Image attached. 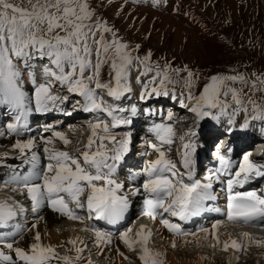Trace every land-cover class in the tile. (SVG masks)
Here are the masks:
<instances>
[{
  "label": "snow or ice",
  "instance_id": "snow-or-ice-1",
  "mask_svg": "<svg viewBox=\"0 0 264 264\" xmlns=\"http://www.w3.org/2000/svg\"><path fill=\"white\" fill-rule=\"evenodd\" d=\"M140 45L134 47L118 35L114 25L97 14L92 0H0V105L8 109L11 122L0 127V137L15 136L11 149L17 153L15 159L21 165H29L26 174L15 171L6 183L15 185L31 202V211L37 214L42 208L69 220L83 218L77 210H86L88 219L103 220L116 224L124 219L129 209V195L141 198L142 215L159 224L175 238L193 236L196 232L185 231L180 223L168 217L187 222L205 210V202L215 200L212 180L227 177L225 184L226 219L233 223L264 227V195L256 191H238L254 178H264V164L250 159L246 153L233 168L234 161L222 154L220 145L213 156L219 167L204 177L196 179L195 154L197 132L188 128L179 137L177 155L179 165L168 155L175 142V130L168 123H154L148 129L156 142H149L151 153L143 168L129 176L135 183L129 194H121L125 185L116 178L117 170L130 152L132 134L126 132L117 138L112 131L131 125L132 119L118 115L125 109L103 99L101 93L112 100H120L131 91L128 81L135 70L136 82L141 84L139 99L146 101L153 96L170 97L182 108L195 114L196 125L206 118L221 122L227 118V131H233L237 116L243 114L244 124L248 121H264V73L245 74L235 69L231 74H209L206 82L196 91L201 76L187 65L174 67L151 60L152 53L139 55ZM107 68V79L104 70ZM25 73L33 85V95L23 90ZM145 77L147 79L142 80ZM177 85L181 90L177 95ZM82 98L73 105L87 113H103L109 121L97 118L87 127L86 143L74 152L65 150L72 141L52 125H45L37 136L21 139L29 131L28 117L34 111L47 113L63 111L60 107L67 96L56 94V89ZM132 116L137 108L130 109ZM66 115L71 113L65 112ZM151 115L152 113H148ZM169 112L166 119L173 120ZM51 133L45 136L43 133ZM57 141L64 148L57 146ZM42 149L44 163L39 151ZM231 152V149H228ZM7 153L0 154V159ZM221 211L220 209H213ZM19 213L25 212L22 205L0 201V228L13 227L12 231L0 232V264H79L87 244L79 238L69 239L75 255H60L57 246L45 244L39 231L32 235L31 243L20 246L25 229L11 226ZM42 220L43 217H38ZM221 222L212 225V231L199 229L220 244L216 229ZM33 223L31 229H36ZM82 231L93 233L94 241L101 252L105 246L118 239L129 252L135 253L140 264H164L163 253L150 246L152 230L144 225L133 231L127 228L118 235L87 225ZM249 238L248 233L242 234ZM257 245L259 241H255ZM82 245V246H80ZM60 247L63 244L59 245ZM175 247V241L173 242ZM236 252L246 250L237 240L223 242V250ZM117 254L129 260L119 249ZM86 264H92L89 259Z\"/></svg>",
  "mask_w": 264,
  "mask_h": 264
},
{
  "label": "rangeland",
  "instance_id": "rangeland-1",
  "mask_svg": "<svg viewBox=\"0 0 264 264\" xmlns=\"http://www.w3.org/2000/svg\"><path fill=\"white\" fill-rule=\"evenodd\" d=\"M92 6L99 16L107 20L110 25L115 26L118 35L126 43L132 47L140 45L139 55L143 56L150 51L152 53L151 60L155 63L170 62L176 68L187 65L193 71H198L201 79L197 84L196 91L202 88L209 74H231L230 70L232 69L245 74L264 73V0H92ZM133 72L136 71L133 70L130 75ZM104 79H107V68L104 70ZM141 79L147 78L142 77ZM180 90V86L177 85V94L180 93ZM62 91L65 92H61V96L68 98L73 96L65 89ZM126 94L127 97H139V95L137 97L136 94L132 95L130 92ZM103 95L106 96L104 93ZM75 97L78 96L75 95ZM75 103L73 100L70 104ZM189 114L190 116L182 114L186 118L181 121L177 120L174 128L182 132L183 126L188 124L190 119H192L190 125L196 128L195 114L191 112ZM132 117L134 122L138 120L134 116ZM250 120L247 124H251V128L262 127L264 129V121L252 120L251 122ZM209 121L212 120L209 119ZM199 126L200 129L197 131L205 128L204 123ZM262 134L264 133L260 135ZM85 140L86 137L83 142H76L83 145ZM139 145L137 141L134 143L133 156H135ZM1 150L2 147H0V152ZM3 192L0 190V196L6 197V200L3 199V201L14 205L18 204L15 201L16 198H11ZM19 201L24 208L28 206V202L20 199ZM23 215L24 213H20L18 219L20 220ZM68 222L70 224L67 225ZM68 222L58 225L57 230L62 231L65 227H71L73 223L77 228L80 224L77 225L73 221ZM142 224L146 225L145 222H142L135 226L134 221L127 228H132L135 232ZM82 229L83 226L76 229L77 236L87 238V233H92L82 231ZM228 230H234L237 237L245 232L241 227ZM150 240L155 247L158 245L166 250H178L180 253L197 254L202 252L204 257L209 256L211 259L221 256L222 260L226 262L227 251L223 250L222 243L212 248L210 242H202L201 245H197L196 243L182 244L179 241L173 247L168 241L157 236L154 230ZM239 242L245 244L241 240ZM87 246L90 244L88 243ZM246 246L249 248L248 245ZM70 247L72 248V245ZM259 247H255L258 250H252L257 256H261V253L264 254V250H259L262 249ZM56 251L60 255L66 254L62 247ZM215 255L217 256L214 257ZM240 256L242 257V255ZM163 262L167 264L164 259ZM125 263L136 264L137 262L129 260Z\"/></svg>",
  "mask_w": 264,
  "mask_h": 264
},
{
  "label": "bare ground",
  "instance_id": "bare-ground-1",
  "mask_svg": "<svg viewBox=\"0 0 264 264\" xmlns=\"http://www.w3.org/2000/svg\"><path fill=\"white\" fill-rule=\"evenodd\" d=\"M138 75L137 72H133L132 75H130L129 77V87L131 89V91H129L132 95L136 94V96L138 97V95L140 94V90H141V84L136 82V76ZM144 79V78H143ZM23 90L25 91V93L28 95V97H32L33 95V85L31 84V82L28 80L27 78V74L25 73V77H24V82H23ZM58 91L57 95H61V92H65V91H60L59 88L56 89ZM60 91V93H59ZM127 92V93H129ZM128 95V94H126ZM124 96V98H128L127 96ZM135 96H130L129 98H134ZM139 98V97H138ZM70 103V100H68V103ZM63 105V104H62ZM141 113L145 112V113H152L151 115H153L154 117H156L158 115V113L153 110V109H145L140 111ZM8 113V109L6 106H1L0 105V117H7L10 116L7 114ZM169 112L165 111L164 112V116L167 117V114ZM182 112L181 113H177V115L173 114V120L168 121L166 120V123L171 124L174 128L175 123H177V120L181 121L182 119H185V116H182ZM121 116L127 117L132 119L133 121V117L131 114H129V116L124 115V113H120ZM78 117V119H81V123L84 126V121L85 118L84 116ZM223 119V118H221ZM237 123L239 125H242L245 123L244 119H243V114H241L240 116H237L236 118ZM107 121L110 122V118H107ZM192 121V119H190L188 121V124H185L183 126V130L182 132L180 130H177L176 128H174L175 130V142L173 143V145L171 146V153L168 154L172 159L173 157L171 155H176L177 150L180 148V140L179 137L181 135H183L185 133V131H187L188 128H192L194 129L196 132H199L197 130L200 129V126L194 128L193 126L190 125V122ZM8 122H1L0 123V127H2L3 125L7 124ZM249 124H247L246 128L248 127ZM45 125H40V126H29V131L26 132L24 134L23 137H19L21 139L24 138H28L29 136H37L38 133L42 132V129ZM140 123L139 120H136L135 122L133 121V123L131 125H127V126H121L118 127L116 129H113L112 131L116 133V131L118 132L123 131L124 133L129 132L130 130H138L140 127ZM66 127V132H64L63 130H58L55 127H53V129L55 131H59L64 133L66 136H68V134L70 135V137H72L73 134H80V132H77V130L73 129L72 127H70L69 124H65ZM84 128V127H83ZM88 133L84 134V137H86L87 140V135L89 134V130L87 128ZM264 133V132H260ZM43 135L45 136H51V133H43ZM83 136V135H82ZM81 136V137H82ZM117 138H122L123 136L121 134H117L116 135ZM18 137L15 136H4V137H0V147H2V150L0 152V154L3 153H7V157L0 159V164L1 163H7L9 166V172L11 174H13V167L15 166V171L19 172L21 175L26 174L29 168V165H23L22 167H20L21 165V160L19 159H15V156L17 155V153L15 151H13L11 149V144L15 142V139H17ZM86 140L84 141V143H86ZM133 140V139H132ZM196 143H197V152L195 154V164H194V168H195V174H196V179H200L202 182L204 181V177L206 175H208L209 173L206 172L208 169H210V167L215 168V170L219 167V162L216 159L215 156L211 157V152L213 151V144H210V147H207L204 150V153H202L201 149H200V142H198V136L195 138ZM140 145L136 151V156L135 158H133V150H134V143L132 141L131 145H130V152L128 153V155L125 157V160L122 162V164L120 165V167L117 170V174H116V178L119 182H123L124 178L126 175H131L134 172H138L140 171L145 162L150 158L149 155H144L143 153L147 152V153H151V149H149L147 147V144L149 143L142 135H140ZM156 142V141H155ZM255 145V144H254ZM57 146L60 148H64V145L57 141ZM83 145H79L77 144L76 140L73 142V144H70L67 146V151H75V149L77 147H82ZM72 148V149H70ZM254 148V147H253ZM39 154L41 156V162L44 163L45 161L43 160V152L42 149L39 151ZM206 159H208L207 161H205ZM234 161L233 164V168L238 166L239 161L242 159L241 156L236 155L234 158H231ZM206 162V163H205ZM204 168V169H203ZM141 178H138L137 181L133 182L132 184H136L138 185L140 182ZM227 179V177L222 176L220 178V180H216L215 178H213L212 183H213V194L216 196L215 200H209L205 202V210H203L199 215L194 216L192 218H190L187 222H183L181 221V225L184 228L185 231L188 232H196L197 233V237H193V236H188V237H179V238H175L171 233H169L166 229H164L160 224L159 221H153L149 220L148 217H146L148 219V222H146V225H144L146 228L148 229H152V225H154V228L156 229V231L158 232L157 236H160L161 239L168 241L171 245H173V242L175 241V244L177 242H181L182 244H186V243H196L197 245H201L202 242H210L211 246L215 243V241L211 238V236L209 235L208 239H204L205 233L200 232L199 229L201 228H207L209 229V232L212 231V225L216 222H221L219 227L216 229V231L219 234V239L223 245L224 241L233 239V240H237L238 242L241 240L242 242H245V246L248 245L249 248H247L246 246V250H242L239 252H236L234 249H232L231 247L227 250V258H226V262H224L221 258V256L219 258H217V255H220L219 253H215L217 255H215L214 259H211L209 256H205L202 255V252H199L197 254H192L190 252H185V253H180L178 250H166L163 247H159L157 245V247H155L152 243V241L150 240L149 246L156 251H159L161 253H163L162 259H164L167 264H264V254L261 253V256H257L255 255L252 250H258L255 247H259L262 249L259 250H264V230L258 232L256 230H254L253 228L257 227L258 225H248V228H242L243 231H245L244 233H248L249 234V238L244 237L243 235H240L239 237L235 236L234 234V230L230 231L228 229L230 228H235L236 226L232 225V224H228L226 222H224V218L226 217V204H227V199H226V194H225V184L223 183V181H225ZM238 191H245V190H240L239 188L236 189ZM6 200V197L2 198V196H0V201ZM133 199V198H132ZM17 201V199L15 200ZM18 202V201H17ZM139 202V201H137ZM14 205V204H13ZM25 209V208H24ZM213 209H220L221 211H214ZM26 211V209H25ZM25 213V212H23ZM77 213L83 218V223H81V221L78 220H69L66 217L60 216L59 214L53 213L51 211V209L49 208H42L37 214H33L32 211L29 212V214H25L21 217V219L19 221L16 220V218L14 219L15 221H10V225L11 226H19L23 229H25V231L23 232V236L24 239L19 241L20 246H27V244L31 243L32 241V235L34 234L35 231H39L41 234V237L43 239V242L45 244H50V245H55L57 246L56 249L60 248L59 245L63 244L62 248L65 249L66 254L69 255H75L74 250H72V248L70 247V244L67 243V241L71 238V239H75V238H79L81 240H84L86 242V244H90V246H87L88 248L85 249V251L82 253L83 259L79 262V264H86V262L90 259L92 261V264H127L125 263V261H135L136 260V264H140V261L138 260L137 256L135 253L129 252L128 249L118 240V239H114L113 244L110 246H105L104 247V251L101 252L100 249H98L96 247V245L93 243L94 241V236L93 233H87V238H84L82 236H77L78 232L76 229H80L83 226V229L87 226V225H92L95 228L102 230V231H106V232H111L115 235H118V233L120 231H124L128 226L132 225V223L134 221H137L138 218H140L141 213H132L131 214V218L129 219V225L128 222L126 224V226H121L120 222H117L116 224H109L106 221L103 220H99V221H94L93 219L89 220L88 219V214L87 211L85 210V213L83 214V212H81V210H77ZM27 215V216H26ZM38 217H43L42 220H39ZM145 217V216H143ZM136 218V219H135ZM68 221H73L76 222L77 225L79 224V227H74L76 226L75 223L72 224L71 227H65L64 230L62 231H58L57 230V226L60 224H63ZM102 221V222H101ZM95 222V224H94ZM101 222V223H99ZM106 223V224H103ZM139 222V221H138ZM33 223L37 224L36 229L28 231V229H31V225ZM70 224V222L67 223V225ZM143 225V224H142ZM137 226V225H135ZM139 228V227H138ZM238 228V227H237ZM13 227L10 226H5L0 228V232H8V231H12ZM239 231V230H238ZM237 231V232H238ZM240 233V232H239ZM86 234V233H84ZM239 235V234H238ZM257 238H255V237ZM255 241H259L260 244L257 245L255 243ZM218 244H216L217 246ZM82 246V245H80ZM212 248H214L212 246ZM253 248V249H252ZM117 249H119L120 252L124 253V255L130 257L129 260H125L123 256L117 254ZM59 254V253H58ZM90 255V256H88ZM242 255V257L240 256ZM98 260L100 262H98ZM106 260V261H104Z\"/></svg>",
  "mask_w": 264,
  "mask_h": 264
}]
</instances>
